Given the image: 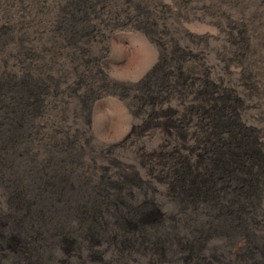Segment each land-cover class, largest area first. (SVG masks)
I'll list each match as a JSON object with an SVG mask.
<instances>
[{
	"label": "bare ground",
	"instance_id": "1",
	"mask_svg": "<svg viewBox=\"0 0 264 264\" xmlns=\"http://www.w3.org/2000/svg\"><path fill=\"white\" fill-rule=\"evenodd\" d=\"M168 11L159 0H0V264H264L262 143H247L237 85L167 39ZM122 30L161 45L138 95L180 102L181 137L137 147L146 179L119 161L84 168L75 135L42 134L70 91L82 103L101 96L86 78L99 57L84 46ZM244 39L237 63L257 76Z\"/></svg>",
	"mask_w": 264,
	"mask_h": 264
},
{
	"label": "rangeland",
	"instance_id": "2",
	"mask_svg": "<svg viewBox=\"0 0 264 264\" xmlns=\"http://www.w3.org/2000/svg\"><path fill=\"white\" fill-rule=\"evenodd\" d=\"M159 1L171 9V13H167V39L178 40L179 45L192 51L190 62L198 64L196 69L208 71L216 80L222 79L227 88L234 83L235 88L240 89L249 127L245 135L247 143L252 149L255 140L260 139V149L264 153V0ZM242 39L248 41L254 55L249 60L256 57L257 64L252 63V66L258 69L257 76L256 72L252 75L251 70L247 71L245 63L240 66L237 63L236 55L244 47ZM170 45L168 47H174ZM84 47L89 50L87 57H99L98 65H92L93 70L86 73V78L88 82L96 81L93 89L101 96L82 103L70 91L63 106L65 112L53 110L50 118L44 121L42 134L75 135L80 141L78 144L85 146L84 168H98L99 173L103 168H117L119 161L134 165L136 169L133 170L149 178L148 166L140 164L137 147L146 141L151 151L153 146L155 149L170 137H181L177 127L181 122V113L176 108H180L177 95L173 94L169 102L158 105L164 96L157 93L150 96L149 93L142 98L136 91L141 80L161 59V45L142 32L122 30L113 32L103 42L88 43ZM66 50L70 53V48ZM62 61L65 69L72 73V57H63ZM73 77L75 80L76 76ZM254 77L260 78L256 91L249 86ZM172 90L177 91L174 85ZM82 92L83 89L79 90ZM138 125L140 127L135 128ZM257 171L262 190L264 158ZM262 193L264 202V186Z\"/></svg>",
	"mask_w": 264,
	"mask_h": 264
}]
</instances>
